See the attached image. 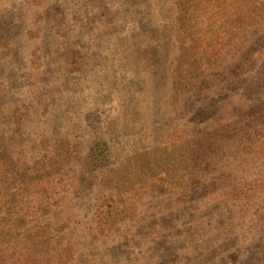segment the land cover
Listing matches in <instances>:
<instances>
[{
    "label": "rangeland",
    "instance_id": "rangeland-1",
    "mask_svg": "<svg viewBox=\"0 0 264 264\" xmlns=\"http://www.w3.org/2000/svg\"><path fill=\"white\" fill-rule=\"evenodd\" d=\"M0 154V264H264V0H0Z\"/></svg>",
    "mask_w": 264,
    "mask_h": 264
},
{
    "label": "trees",
    "instance_id": "trees-1",
    "mask_svg": "<svg viewBox=\"0 0 264 264\" xmlns=\"http://www.w3.org/2000/svg\"><path fill=\"white\" fill-rule=\"evenodd\" d=\"M4 153V152H1V154ZM0 154V156H1ZM4 157H0V162H4L2 159ZM4 189H0V206H3V205H6L7 203L9 204L10 202H8L5 198H4ZM11 197H14V192H11ZM13 203V201H12Z\"/></svg>",
    "mask_w": 264,
    "mask_h": 264
}]
</instances>
